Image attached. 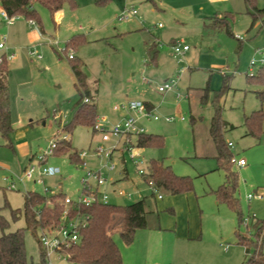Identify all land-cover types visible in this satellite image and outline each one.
Wrapping results in <instances>:
<instances>
[{
    "label": "rangeland",
    "instance_id": "374dc122",
    "mask_svg": "<svg viewBox=\"0 0 264 264\" xmlns=\"http://www.w3.org/2000/svg\"><path fill=\"white\" fill-rule=\"evenodd\" d=\"M76 1V9L69 5L63 8L60 21L47 8L35 4L43 32L23 16H18L15 24H8L0 8V41L6 45L0 56L4 52L15 55L8 60L7 76L14 130L10 139L0 133V214L8 221L7 228L0 227V233L26 226L27 191H38L48 198L63 193L77 200L89 172L103 174L104 185L98 187L94 180L90 183L101 193L106 192L111 202L128 205L145 197L148 210L165 213L163 201L157 199V192L155 195L138 172L141 167L147 173L150 161L155 159L170 165L176 174L191 177L192 192L209 206L202 214L209 237L189 245L188 263L186 258L175 257L174 264H242L253 255L255 247L250 245L247 251L239 244L237 231L249 239H263L264 253V229L255 237V224L264 220V121L261 130L254 133L246 124L254 111H264V82L257 79L264 68V22L257 21L252 26L253 19L243 2L237 12L228 15L232 36L225 30L207 32L192 20L183 25L165 5L167 0ZM256 4L264 7V0ZM126 7L137 9V17L119 20ZM80 33L85 34V42L68 45V40ZM154 41L156 60L151 59L149 50ZM178 41L190 47L182 58L173 48ZM71 54L75 59L69 58ZM77 64L97 107L96 124L109 130L129 116L125 106L130 101L147 102L154 106L151 113L159 119L139 115V122L146 134L164 135V147H137L144 157L143 164L137 166L127 150L123 153L114 149L115 138L104 141L105 133L93 125H76L68 130L84 102L75 86L73 66ZM252 73L256 78H250ZM172 78H177L175 88L160 92L159 86ZM115 106L121 109L116 111ZM218 107L225 121V141L232 143L230 150L236 158L246 160L243 167L231 166L238 171L237 196L243 219L249 220L247 228L239 224L232 209L216 201L215 191L226 180L209 132ZM65 134L70 136L80 161L73 163L69 153H54L45 164L58 168L56 175H44L43 182L26 180L28 167L43 166L40 155L52 141L68 142L61 139ZM137 138L132 136V141L137 143ZM118 147L123 149V140ZM109 150H113L111 159L106 156ZM109 162L116 165L115 170L107 169ZM119 191L131 193L132 197L117 195ZM162 193L165 199L177 195ZM250 193L254 194L251 200ZM13 211L18 212L17 217ZM41 235V230L36 235L25 231L29 260H40ZM48 259L50 264H77L59 252L51 253Z\"/></svg>",
    "mask_w": 264,
    "mask_h": 264
},
{
    "label": "trees",
    "instance_id": "16d2710c",
    "mask_svg": "<svg viewBox=\"0 0 264 264\" xmlns=\"http://www.w3.org/2000/svg\"><path fill=\"white\" fill-rule=\"evenodd\" d=\"M256 2L257 0H244L246 12L253 19L252 26L257 21L264 22V7H259ZM35 4L47 8L53 16L66 5H69L72 9H76L78 6L76 0H0L2 10L6 11L10 16L26 17L36 23L40 29H43L42 19ZM228 15L231 14L209 18V22H206L204 29L207 32L208 30L213 32L225 30L229 35L233 36ZM85 40V34L80 33L73 35L67 43L68 45L76 46L85 42ZM149 50L152 60H155L157 51L152 47ZM70 59H75L74 55ZM78 65L73 66L77 77L75 86L84 102L77 110L68 130H71L76 125L95 126L97 118L96 104L91 101L90 92L83 82V73ZM8 71V61L4 59L0 63V133L3 137L10 139L14 127L11 121L10 95L7 83ZM249 76L252 79L256 78L255 74ZM257 79L260 82H264V68H262ZM86 98H89V101H85ZM263 121V109L256 110L252 116L247 117L246 124L250 133L261 130ZM224 122L221 108L218 107L211 121L210 134L218 151L219 168L225 170L226 180L215 191V194L220 203L226 204L237 214L238 222L241 225L243 213L237 196L239 177L238 171L231 166L234 165L231 161L234 155L224 138ZM164 145L165 137L160 133H145L137 138V146L141 148H162ZM63 152L69 153L70 160L73 163L80 161L79 154L71 141L58 144L55 153ZM147 175L145 179L155 185L162 195L163 191L171 194H180L192 191L194 188V182L191 177L176 174L170 165H166L163 161L152 159L148 165ZM65 197L66 195H63V193H55L48 198L34 190L25 193L24 215L26 226L16 231L0 233V264H50L47 253L41 243L40 260L37 262L29 260L24 234L26 230H31L36 235L40 228L57 227L65 210L62 203ZM149 214L150 211L147 209L145 197L128 205L98 202L90 206L70 208L71 216L80 215L85 221L79 231L80 240L66 246L62 250L61 255H67L69 260L77 264H123L122 252L115 236L119 234L124 243L130 245L134 241L137 230L148 226ZM13 216L17 217L18 212L13 211ZM7 225L8 221L0 214L1 229L4 230ZM255 228L256 237L264 229V220L256 223ZM237 236L238 243L247 247V251L250 249V245L255 247L253 255L242 264H264V253L261 250L263 239L260 242L256 238L249 239L239 231H237Z\"/></svg>",
    "mask_w": 264,
    "mask_h": 264
},
{
    "label": "crops",
    "instance_id": "0c3cea01",
    "mask_svg": "<svg viewBox=\"0 0 264 264\" xmlns=\"http://www.w3.org/2000/svg\"><path fill=\"white\" fill-rule=\"evenodd\" d=\"M242 2L245 5L244 0H167L165 5L170 7L176 21L185 25L192 20L194 24L204 28L209 18L233 14L241 8ZM62 11L63 9L55 14L54 18L57 21L61 20ZM40 30L44 31V29ZM151 47L158 54L156 41ZM144 103L147 108H154L153 105ZM140 124L143 126L142 122ZM216 152L218 155V151ZM124 174H127V169H124ZM157 199L163 201L161 208L166 207L167 212L164 213L159 209L156 212L149 210L148 226L137 230L130 245H126L121 236L117 235L116 242L122 252L123 264H174L175 257L178 260L186 258L187 262L189 257L187 251L191 250L189 245L204 242L206 237H209L204 228L202 215L209 206L202 202L201 196L196 192L189 191L166 199L164 196ZM216 201L221 204L217 197Z\"/></svg>",
    "mask_w": 264,
    "mask_h": 264
},
{
    "label": "built area",
    "instance_id": "2783aa9c",
    "mask_svg": "<svg viewBox=\"0 0 264 264\" xmlns=\"http://www.w3.org/2000/svg\"><path fill=\"white\" fill-rule=\"evenodd\" d=\"M138 15V11L135 8H125L121 14L119 15V20H128L134 16ZM1 16L3 19L10 25L15 24L18 16H10L6 11H2ZM174 52L177 56L182 58L186 52L190 49L188 45H181V42H175L173 45ZM6 45L5 41H0V51L5 50ZM32 54H35L33 52ZM14 54L7 55L6 52L0 56V63L6 59L11 60L14 58ZM39 56V55H38ZM40 57V56H39ZM70 58L73 57V55H69ZM182 60V59H180ZM261 62H264L262 59ZM254 63V62H253ZM185 69L182 68V71ZM251 75H254L253 73ZM177 84V78H172L168 82L164 83L163 85L159 86L158 90L160 92H166L168 90L174 89ZM85 101H89V98H86ZM123 107V106H122ZM114 109L116 111H119L121 109V106H115ZM125 109L129 112V116L124 119L123 121L117 122L115 125H113L109 130L105 129L103 126H100L98 124H95L94 128L96 130H102L105 134L103 135L104 141H110L111 139L115 138L117 140V146L114 148L115 150H121L123 153L125 150L129 153V157L132 160V162L140 166L144 162V157L139 154L136 151L137 143H134L132 141V136L138 137L139 135L145 134V128L140 124L139 122V115L149 117L154 120H158L159 117L156 115H152L151 109L147 108L146 104L142 101H130L128 105L125 106ZM133 113V115H131ZM61 139L66 140L68 142L71 141V138L69 135L65 134ZM123 140V149H120L118 147L119 143ZM58 139L51 142L48 150L44 151L40 155V160L42 163V167H36V166H30L26 169L25 173V179L26 180H36L38 182H43V176H54L58 173L59 169L54 166H46L45 163L48 161V156L53 155L55 153V149L58 147ZM229 147H232V143H228ZM113 155V150H109V152L106 153V156L111 159ZM82 157V156H81ZM232 163L236 167H243L246 165V160L244 158H236L235 156L231 159ZM107 169L109 171H113L116 168V165L114 163L109 162L107 164ZM138 172L140 175H143L144 177L148 176V172L146 173L144 169L141 167H138ZM86 179L83 180L84 186H83V192L82 196L74 200L70 197H65L62 200V203L65 207V210L63 212V217L59 225L55 228H40L41 230V238L40 243L43 247V249L46 251L47 256L53 252H59L62 254V250L74 243L80 240V228L84 224L85 219L82 218L80 215L77 216H71L70 215V208L73 207H80V206H90L93 203L101 202L103 204H109L110 196L104 192L101 193L99 191V186L104 185L106 179L103 177V174L101 172H89L86 175ZM91 180L97 181L98 187L93 188L92 183H90ZM154 191V194L156 195L157 192V198H162L163 195L159 192V190L156 188L155 185L152 183H149ZM117 194V193H116ZM117 195H126L128 198L132 197L131 193H126L125 191H119ZM254 197V194L250 193L248 195V199L251 200ZM243 225L247 228L249 224V220L243 219L242 221Z\"/></svg>",
    "mask_w": 264,
    "mask_h": 264
}]
</instances>
